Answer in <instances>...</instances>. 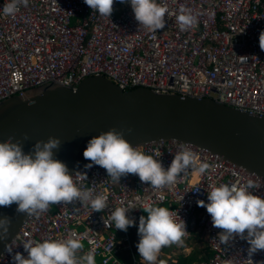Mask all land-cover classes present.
I'll use <instances>...</instances> for the list:
<instances>
[{"label": "built area", "instance_id": "built-area-1", "mask_svg": "<svg viewBox=\"0 0 264 264\" xmlns=\"http://www.w3.org/2000/svg\"><path fill=\"white\" fill-rule=\"evenodd\" d=\"M8 0H0V9ZM166 5L165 28L156 33L139 26L130 6L114 3L111 17L90 10L83 0H28L16 14L0 11V102L29 89L54 82L75 88L88 77L103 76L122 91L145 88L182 98L212 99L250 115L264 117V51L259 35L264 31V0H157ZM191 12L196 23L181 31L177 15ZM72 20H76L74 24ZM195 155V163L170 186L156 189L128 174L119 183L106 170L93 166L74 174V183L91 189L93 196H107V206L94 212L88 203L53 204L32 216L15 237L12 256L27 253V239L79 238L84 252L94 250L96 264H123L121 253H130L137 264L131 237L115 229L111 213L117 207L132 209L128 215L138 225L144 207H169L185 222L188 234L205 238L210 258L197 264H260L264 250L252 257L249 245L236 237L219 243L221 229L197 201L207 203L213 186L248 180L261 183L253 194L264 197V183L254 175L188 143L165 142L136 147L167 168L182 147ZM207 163L204 174L195 168ZM137 233V226H134ZM138 236V234H137ZM200 236V237H201ZM139 238V237H138ZM178 244H173L176 246Z\"/></svg>", "mask_w": 264, "mask_h": 264}, {"label": "clouds", "instance_id": "clouds-1", "mask_svg": "<svg viewBox=\"0 0 264 264\" xmlns=\"http://www.w3.org/2000/svg\"><path fill=\"white\" fill-rule=\"evenodd\" d=\"M27 3L28 0H8L0 11L5 16H11L18 12L21 4L27 6ZM83 3L100 16L109 18L114 11V3L126 4L140 27L152 33L165 28L168 7L157 3V0H83ZM177 22L180 30L184 31L196 23V18L189 10L181 8ZM259 47L264 51V31L259 35ZM60 145L58 138L49 137L47 141L34 143L26 153L22 144L12 142L11 138L0 142V206L15 204V211L27 216L46 212L53 204H71L74 201L90 204L94 212L105 209L107 196H93L91 189H82L74 183L76 174L86 179V173L73 175L67 165L56 158L55 153ZM82 155L90 161L86 168L99 166L117 183L121 177L134 174L142 183L156 189L173 185L178 176L195 163L194 153L185 146L165 168L160 160L138 151L122 132L115 129L101 132L90 139ZM208 167L207 163H200L195 171L204 174ZM260 187L261 183L253 180L243 185L223 183L211 188L207 193V203L197 201V205L204 207L210 215L212 226L222 230L218 233L219 243L229 245L239 237L249 245V257L264 250V197L253 194ZM130 210L117 207L110 219L115 229L124 232L129 227L137 226L139 240L136 247L145 264H158L162 249L184 242L183 238L188 232L176 211L169 207L148 205L143 209L147 215L140 216L137 225L128 215ZM10 224L9 217L0 216V240L7 238ZM22 246L27 257L16 252L12 256V264H96L94 250L84 252V244L79 238L46 239L42 242L27 239ZM5 251L11 254L12 246L6 245ZM249 261L253 264L251 259ZM260 264H264V261Z\"/></svg>", "mask_w": 264, "mask_h": 264}, {"label": "water", "instance_id": "water-1", "mask_svg": "<svg viewBox=\"0 0 264 264\" xmlns=\"http://www.w3.org/2000/svg\"><path fill=\"white\" fill-rule=\"evenodd\" d=\"M111 129L122 132L133 147L192 144L264 183V117L212 99L145 88L123 92L97 76L85 78L73 89L44 83L0 102V142L11 138L27 153L37 141L58 138L61 145L55 156L73 175L90 163L82 155L87 142ZM15 209V204L0 206V216L11 219L7 238L0 240V259L32 217Z\"/></svg>", "mask_w": 264, "mask_h": 264}, {"label": "crops", "instance_id": "crops-1", "mask_svg": "<svg viewBox=\"0 0 264 264\" xmlns=\"http://www.w3.org/2000/svg\"><path fill=\"white\" fill-rule=\"evenodd\" d=\"M203 243H204V241H199V239H197V240L191 239L189 241H184L182 244H178L176 246H172L171 245L169 247H165L164 249H162V251H163V255H164V253L166 255H164V256L161 255L162 254V252H161L160 253V256L161 257H159V260L162 261V262H164L163 264H169V261L172 262L173 264H175V263H177L179 261V258H180L181 255L187 256L192 251L193 252H196L197 254L199 253L198 256H197L198 259L204 258V257H206V255L209 257V253H208V249L206 248V245L204 244L205 247L202 246V248H201V245ZM183 245H184L185 248H183ZM175 248L180 249V250H183L184 252H181V254L180 255H177V256L175 255V253H173L174 258L171 260L169 257H172L171 254H172L173 251H175ZM84 249H83V251H84ZM162 257H166V260L164 261ZM121 258H122V261H123V259L126 260V258H127L126 253H122L121 254ZM140 260H141V258H140ZM138 263L139 262L137 261V264ZM197 263L198 262H196L195 264H197ZM143 264H145V262Z\"/></svg>", "mask_w": 264, "mask_h": 264}, {"label": "rangeland", "instance_id": "rangeland-1", "mask_svg": "<svg viewBox=\"0 0 264 264\" xmlns=\"http://www.w3.org/2000/svg\"><path fill=\"white\" fill-rule=\"evenodd\" d=\"M75 22H76V20H72V21H71L72 24H74ZM142 214H143V216H146V215H147V214L144 213V212H143ZM128 232H129V235H130V237H131V243H132V248H133V254H134V256H135L136 259H139V254H138L137 247H136L139 238H138L137 233H136V231H135V229H134V226L129 227V228H128ZM198 239H199V241H204V243L201 245V248H202V246L205 247V245H204L205 242H206L205 238H204V237H198ZM83 244H84V243H83ZM84 248H85V244H84ZM181 248H182V247H181ZM183 248H185L184 245H183ZM161 252H162L161 255H163V251H161ZM181 252H184V251L175 248V251H173L172 254H171L172 257H169V258L172 260V259L174 258L173 253H175V255L177 256V255H180ZM126 255H127L126 260L123 259L124 263L126 262V263H128V264H131V263H132L131 254L127 252ZM164 255H166V254L164 253ZM164 255H163V256H164ZM159 257H161V256H159ZM164 261H165V260H164ZM159 262H160V260H158V264H159ZM143 263H144V261H143L142 258H141V260H140V262H139L138 264H143ZM163 263H164V262H163Z\"/></svg>", "mask_w": 264, "mask_h": 264}, {"label": "trees", "instance_id": "trees-1", "mask_svg": "<svg viewBox=\"0 0 264 264\" xmlns=\"http://www.w3.org/2000/svg\"><path fill=\"white\" fill-rule=\"evenodd\" d=\"M198 237H200V236H196L193 239L197 240ZM198 254L196 252L192 251L187 256L181 255L180 258H179V261L177 263H175V264H195L196 262H200L202 260H207V259L210 258V255H209V257L206 255V257H204V258L198 259L197 258ZM122 262L124 263V261H122ZM124 264H128V263L125 262ZM169 264H173V263L169 261Z\"/></svg>", "mask_w": 264, "mask_h": 264}]
</instances>
